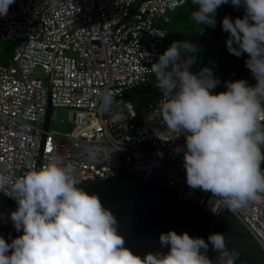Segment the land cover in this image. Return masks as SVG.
I'll list each match as a JSON object with an SVG mask.
<instances>
[{"label":"built area","instance_id":"1","mask_svg":"<svg viewBox=\"0 0 264 264\" xmlns=\"http://www.w3.org/2000/svg\"><path fill=\"white\" fill-rule=\"evenodd\" d=\"M187 2L15 0L0 16V39L14 48L10 63L0 64V173L14 181L51 155L61 156L78 181L103 172L114 177L121 163H135L144 180L177 189L182 200L214 214L221 205L264 251V204L232 210L212 193L189 187L188 133L168 131L156 115L162 94L147 114L126 96L149 84L152 65L163 55L164 25ZM37 67L45 80L31 77ZM239 80L257 83L249 68L225 78L226 84ZM105 91L114 97L109 109L103 105ZM49 105L52 111L68 110L73 131L45 130ZM1 193L18 205L11 185Z\"/></svg>","mask_w":264,"mask_h":264},{"label":"clouds","instance_id":"2","mask_svg":"<svg viewBox=\"0 0 264 264\" xmlns=\"http://www.w3.org/2000/svg\"><path fill=\"white\" fill-rule=\"evenodd\" d=\"M14 2L0 0V16L7 15ZM229 2L243 6L245 15L223 19L222 29L230 34L227 48L237 56L248 54L245 63L255 86L239 80L227 83V91L212 94L219 81L207 69L190 71L196 46L186 41H174L150 71L162 94L156 115L168 131L188 133L187 185L240 210L264 204V0H191L197 9L191 15L199 25L215 27L217 8ZM102 100L109 109L114 97L105 91ZM79 184L74 169L59 155L14 181L0 173V192L11 185L18 204L11 221L17 232L23 231L10 244L0 237V264H212L201 253L207 252L208 243L186 232L160 234L161 246L170 245L167 254L147 253L143 259L135 255L124 247L116 216L97 194L89 195ZM208 241L219 253L218 264H234L239 258L235 249L228 250L224 235L211 234Z\"/></svg>","mask_w":264,"mask_h":264},{"label":"water","instance_id":"3","mask_svg":"<svg viewBox=\"0 0 264 264\" xmlns=\"http://www.w3.org/2000/svg\"><path fill=\"white\" fill-rule=\"evenodd\" d=\"M51 116L52 107L49 105L46 131L50 128ZM134 164L123 162L118 175L106 178V172H103V177L86 178L77 185L89 195L97 194L102 205L116 216L118 234L125 239L124 247L142 259L147 253L159 251L167 254L170 245L161 246L160 234L175 231L181 235L186 232L192 238L204 239L208 250L204 253L201 249V253L212 264H218L219 253L213 251L208 236L222 234L228 250L239 252L234 264H264V251L259 244L234 217L222 212L224 208L221 205L214 214L193 202L182 200L177 189L144 180ZM17 208L16 203L0 192V214H3L0 216V237L9 244L23 235L22 230H15L10 218L11 212Z\"/></svg>","mask_w":264,"mask_h":264},{"label":"trees","instance_id":"4","mask_svg":"<svg viewBox=\"0 0 264 264\" xmlns=\"http://www.w3.org/2000/svg\"><path fill=\"white\" fill-rule=\"evenodd\" d=\"M197 10L195 6L191 4V0L180 7L176 13L171 17L168 24L169 27L165 29L167 31L165 45L163 47V54L172 43L175 42H189L196 46V51L190 55L194 58L190 71H197L199 69H205L209 62V57L214 60L213 67L218 68L220 73H216L219 78V86L214 90L215 94L224 92L226 90V76L229 75H241L247 70L246 60L249 59L247 53H242L240 56L232 54L228 51L226 42L220 44V39H226L229 37V33L222 29V21L227 16L233 21L237 18H244L245 10L244 7H235L231 2L219 6L216 10L215 27H211L205 24L199 25L193 18L192 12ZM167 25V24H165ZM164 25V27H165ZM206 34L213 37L215 41L208 40ZM9 42V41H8ZM6 42L2 52L11 50L13 52V46L9 42ZM233 47H238L233 45ZM165 50V51H164ZM11 57L8 55L4 56L0 53V64L8 65L11 61ZM170 70V68L168 69ZM156 84L155 74H153L149 84L145 87L152 93L157 101L160 96V91L153 90V86ZM160 93V94H159Z\"/></svg>","mask_w":264,"mask_h":264},{"label":"rangeland","instance_id":"5","mask_svg":"<svg viewBox=\"0 0 264 264\" xmlns=\"http://www.w3.org/2000/svg\"><path fill=\"white\" fill-rule=\"evenodd\" d=\"M137 6H138V3L135 5V7H137ZM169 25L170 24L165 25L164 28L167 29L169 27ZM6 42H8V41H4V40L0 39V53L4 56L8 55V57L12 58L14 55V48H13V52L11 50H8L4 53L2 52V49H3L4 45L6 44ZM213 64H214V60L212 59V57H209V62L207 64V66L205 67V69L210 71L213 79H216L219 81V78L217 77V74L215 72ZM31 77L32 78H40V79L45 80L46 75L40 67H37L35 69L33 75H31ZM219 83H220V81H219ZM218 86H219V84L213 90H216L218 88ZM153 90H155V91L158 90L156 88V84H154ZM126 96L129 97L135 104H138L141 111L145 114H147L149 112V106L153 105L156 102V99H154L155 97L152 96V93H150V91L145 86L138 87L134 91L127 93ZM50 129L52 131H57V132H71L74 130V125H73V123L70 122L68 110H65V109L56 110V109H54L52 111ZM156 180L159 182H164V179L160 176L158 178H156ZM194 201L198 202V198H196Z\"/></svg>","mask_w":264,"mask_h":264},{"label":"bare ground","instance_id":"6","mask_svg":"<svg viewBox=\"0 0 264 264\" xmlns=\"http://www.w3.org/2000/svg\"><path fill=\"white\" fill-rule=\"evenodd\" d=\"M165 51V50H164Z\"/></svg>","mask_w":264,"mask_h":264}]
</instances>
